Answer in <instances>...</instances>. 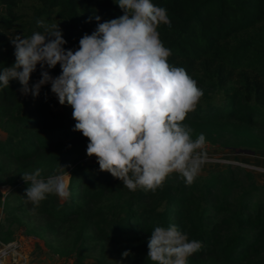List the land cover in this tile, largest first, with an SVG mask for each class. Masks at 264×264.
Listing matches in <instances>:
<instances>
[{
	"label": "trees",
	"instance_id": "obj_1",
	"mask_svg": "<svg viewBox=\"0 0 264 264\" xmlns=\"http://www.w3.org/2000/svg\"><path fill=\"white\" fill-rule=\"evenodd\" d=\"M152 2L171 21L158 28L172 53L168 62L183 67L203 92L184 121L192 139L204 134L214 146L263 152L264 0ZM96 15L105 22L123 10L114 0H0V69L15 63L10 42L15 33L44 32L38 20L59 24L64 48L75 50L85 33L96 30ZM43 70L53 77L62 71L59 64L37 65L30 87ZM21 88L18 80L0 86V130L6 134L0 139V246L15 241L22 228L26 237L43 241L49 253L73 264H153L147 255L151 231L174 224L202 243L188 264H264V186L250 173L231 167L196 176L190 185L174 173L154 192L130 191L99 164H77L89 141L73 130V109L59 103L50 84L38 97ZM217 92L225 96L222 103L212 100ZM65 162L72 169L70 197L61 203L50 194L34 209L23 173L42 169L47 177ZM125 251L131 253L126 258Z\"/></svg>",
	"mask_w": 264,
	"mask_h": 264
},
{
	"label": "clouds",
	"instance_id": "obj_2",
	"mask_svg": "<svg viewBox=\"0 0 264 264\" xmlns=\"http://www.w3.org/2000/svg\"><path fill=\"white\" fill-rule=\"evenodd\" d=\"M123 10L119 18L85 33L78 49H65L67 41L59 24H37L44 32L30 37L15 35V63L0 69V86L12 80L22 94L38 97L42 86L51 85L61 105L72 107L74 131L88 139L87 155L95 156L101 171L120 179L130 191H155L172 173L194 182L207 156L206 137L192 139L184 124L203 95L197 82L183 67L168 62L171 50L160 39L161 24L171 26L167 10L152 0H114ZM61 67L57 77L41 72L29 86L32 73L41 68ZM58 165L47 177L42 169L23 173L29 185L26 197L35 207L54 194L70 197V172ZM33 209V210H34ZM148 259L153 264H188L202 248L176 225L156 226L148 240ZM130 251L122 253L128 257Z\"/></svg>",
	"mask_w": 264,
	"mask_h": 264
},
{
	"label": "rangeland",
	"instance_id": "obj_3",
	"mask_svg": "<svg viewBox=\"0 0 264 264\" xmlns=\"http://www.w3.org/2000/svg\"><path fill=\"white\" fill-rule=\"evenodd\" d=\"M17 35L16 33L14 36ZM205 90V87H203ZM207 90L210 87H206ZM224 94L222 92H217L213 96V101L215 103H222L224 99ZM64 109L59 106L56 109L57 114H63ZM6 134L0 130V139H5ZM207 159L202 165L198 177L208 176L214 172H222L228 170L231 167H239L245 172L250 173L256 184L264 186V151L261 150H234V149H224L217 145H211L206 143L202 150ZM87 153H83L85 156ZM77 164L81 165H92L98 164L95 156L89 157L86 155ZM66 168L70 166V162H65L63 164ZM71 168L68 169L71 172ZM66 171V170H65ZM174 174V173H172ZM70 175V174H69ZM71 178V175H70ZM8 188L2 190L3 194H7ZM65 199L60 198V202L64 203ZM119 215L124 216L125 213H121L119 210ZM116 215V212H115ZM3 210L0 208V222L3 220ZM15 241H18L22 245V252L27 264H73L72 259H61L53 256L48 252L43 241L36 238H29L24 235L23 229H16ZM41 250H39L40 248ZM264 258V257H263Z\"/></svg>",
	"mask_w": 264,
	"mask_h": 264
},
{
	"label": "built area",
	"instance_id": "obj_4",
	"mask_svg": "<svg viewBox=\"0 0 264 264\" xmlns=\"http://www.w3.org/2000/svg\"><path fill=\"white\" fill-rule=\"evenodd\" d=\"M22 252V245L13 241L0 246V264H27Z\"/></svg>",
	"mask_w": 264,
	"mask_h": 264
}]
</instances>
